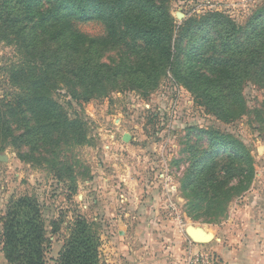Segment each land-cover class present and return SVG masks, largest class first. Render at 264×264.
Wrapping results in <instances>:
<instances>
[{
  "label": "trees",
  "instance_id": "1",
  "mask_svg": "<svg viewBox=\"0 0 264 264\" xmlns=\"http://www.w3.org/2000/svg\"><path fill=\"white\" fill-rule=\"evenodd\" d=\"M94 20L104 24V38L88 37L72 26ZM122 42L127 58L113 65L100 60L98 51ZM0 43L13 46L19 57L0 66L5 77L4 83L0 80V142H30L33 151L38 141L60 140L66 128L79 131L83 125L80 118L65 116L53 98L58 90L80 104L114 91L119 82L132 89L157 85L168 72L208 114L225 123L245 108V82L264 93V7L240 28L218 12L176 26L169 0H0ZM194 131L205 146L190 158L182 188L212 208L216 200L226 203L247 189L253 160L230 134ZM78 137L77 144L83 139ZM0 225L7 264H47L49 235L58 225L47 224L37 201L11 197L0 212ZM100 246L94 225L76 217L54 264H102Z\"/></svg>",
  "mask_w": 264,
  "mask_h": 264
},
{
  "label": "rangeland",
  "instance_id": "2",
  "mask_svg": "<svg viewBox=\"0 0 264 264\" xmlns=\"http://www.w3.org/2000/svg\"><path fill=\"white\" fill-rule=\"evenodd\" d=\"M262 7L264 0H169L176 26L187 18L218 12L242 28ZM72 26L88 37L106 36L100 21H73ZM128 55L125 42L98 51L100 60L109 65ZM18 59L13 46L0 43V66ZM4 79L0 73L1 83ZM115 85L117 89L105 96L80 104L66 97L63 90L53 94L65 116L81 119L79 131L66 128L60 140L38 141L36 151L30 142L23 146L13 145L10 139L0 142L4 160L0 161V212L11 197L27 195L37 201L47 224L57 223L58 231L49 235L47 264H54L76 217L94 225L101 246L109 238L123 237L118 235L123 232L128 239L155 232L154 238L162 243V234L179 226L184 231L187 226L198 227L213 235L264 179L260 177L264 175V93L253 82L244 83L245 108L228 123L208 114L194 94L168 72L157 85H140L138 89L128 82ZM210 128L241 141L254 165L247 189L226 203L216 200L212 208L187 196L182 188L190 158L205 146L194 130ZM78 135L83 139L77 144ZM124 135L129 136L128 142H123ZM189 146L195 149L191 151ZM0 264H7L1 244Z\"/></svg>",
  "mask_w": 264,
  "mask_h": 264
},
{
  "label": "crops",
  "instance_id": "3",
  "mask_svg": "<svg viewBox=\"0 0 264 264\" xmlns=\"http://www.w3.org/2000/svg\"><path fill=\"white\" fill-rule=\"evenodd\" d=\"M260 177L264 175L260 174ZM255 185V184H254ZM180 229V230H179ZM173 227L162 234V243L155 232L128 239L125 232L109 238L102 246V264H179L185 254L187 241L184 230ZM154 234V235H153ZM208 248L225 264H264V179L258 188L247 194L243 206L231 214L227 224L213 231ZM101 256V255H100ZM102 259V257H101Z\"/></svg>",
  "mask_w": 264,
  "mask_h": 264
},
{
  "label": "built area",
  "instance_id": "4",
  "mask_svg": "<svg viewBox=\"0 0 264 264\" xmlns=\"http://www.w3.org/2000/svg\"><path fill=\"white\" fill-rule=\"evenodd\" d=\"M196 245L191 240L187 241L185 254L180 258L179 264H225L214 252L202 247L195 248Z\"/></svg>",
  "mask_w": 264,
  "mask_h": 264
},
{
  "label": "water",
  "instance_id": "5",
  "mask_svg": "<svg viewBox=\"0 0 264 264\" xmlns=\"http://www.w3.org/2000/svg\"><path fill=\"white\" fill-rule=\"evenodd\" d=\"M122 140L123 142H128L129 136L124 135ZM0 161H4L2 156H0ZM185 234L192 242L199 245L209 243L213 239L212 234L207 233L203 229L194 226H187L185 228Z\"/></svg>",
  "mask_w": 264,
  "mask_h": 264
}]
</instances>
